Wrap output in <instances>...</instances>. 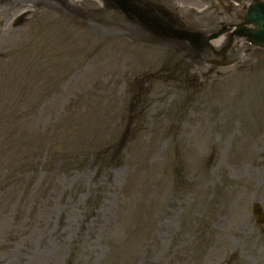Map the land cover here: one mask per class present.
Listing matches in <instances>:
<instances>
[{
	"label": "rangeland",
	"instance_id": "rangeland-1",
	"mask_svg": "<svg viewBox=\"0 0 264 264\" xmlns=\"http://www.w3.org/2000/svg\"><path fill=\"white\" fill-rule=\"evenodd\" d=\"M158 1L212 31L251 0ZM43 3L0 43V264H264L260 52L218 69Z\"/></svg>",
	"mask_w": 264,
	"mask_h": 264
},
{
	"label": "water",
	"instance_id": "water-1",
	"mask_svg": "<svg viewBox=\"0 0 264 264\" xmlns=\"http://www.w3.org/2000/svg\"><path fill=\"white\" fill-rule=\"evenodd\" d=\"M104 1L111 2L115 8L120 9L131 19L134 17L141 18L147 23L150 29L157 32L162 38H169L183 43L198 54L213 51L214 55L221 57L222 60H212L207 61V63L215 64L218 67H228L236 63V61H228L227 56L230 46L236 40H244L249 46L261 48L264 55V0H254L247 8V15L244 22L236 25H223L219 31L210 35L191 30L172 19L168 23H165L164 19L157 17L155 14L143 12L135 4L130 3V0ZM155 9L160 11L162 17H171L167 11L161 10L160 7H155ZM224 35L228 38V44L221 51H218L212 46L211 41L217 40ZM256 213L259 219H261L262 210L257 207Z\"/></svg>",
	"mask_w": 264,
	"mask_h": 264
},
{
	"label": "flooded vegetation",
	"instance_id": "flooded-vegetation-1",
	"mask_svg": "<svg viewBox=\"0 0 264 264\" xmlns=\"http://www.w3.org/2000/svg\"><path fill=\"white\" fill-rule=\"evenodd\" d=\"M3 3H0V6L2 5Z\"/></svg>",
	"mask_w": 264,
	"mask_h": 264
}]
</instances>
